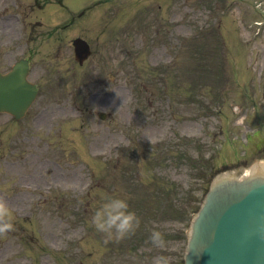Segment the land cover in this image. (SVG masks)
I'll list each match as a JSON object with an SVG mask.
<instances>
[{
  "label": "rangeland",
  "instance_id": "rangeland-1",
  "mask_svg": "<svg viewBox=\"0 0 264 264\" xmlns=\"http://www.w3.org/2000/svg\"><path fill=\"white\" fill-rule=\"evenodd\" d=\"M86 1L60 0L54 15L18 10L28 25L15 30L25 38L42 17L58 31L31 58L29 80L41 91L29 116L10 131L0 119V161H14L13 136L23 126L34 153L19 165L0 162V200L14 225L0 233V264H156L161 256L181 264L207 176L246 152L233 154L224 133L247 114L239 128L245 144L263 115L264 31L253 33L264 0H98L78 17L97 2ZM75 37L93 50L82 67L73 61ZM247 154V164L262 158L253 147ZM116 193L140 218L119 240L92 223ZM154 229L163 232V247L152 243Z\"/></svg>",
  "mask_w": 264,
  "mask_h": 264
},
{
  "label": "water",
  "instance_id": "water-1",
  "mask_svg": "<svg viewBox=\"0 0 264 264\" xmlns=\"http://www.w3.org/2000/svg\"><path fill=\"white\" fill-rule=\"evenodd\" d=\"M189 230L185 264H264V177L215 182Z\"/></svg>",
  "mask_w": 264,
  "mask_h": 264
},
{
  "label": "clouds",
  "instance_id": "clouds-1",
  "mask_svg": "<svg viewBox=\"0 0 264 264\" xmlns=\"http://www.w3.org/2000/svg\"><path fill=\"white\" fill-rule=\"evenodd\" d=\"M0 218L6 222L0 223V233L12 230V211L7 201L0 200ZM92 223L108 239H123L133 232L140 223L136 212L130 208L128 198L118 193L105 197L101 205L94 211ZM150 239L156 246L163 247L165 238L163 232L154 229ZM156 264H169L168 258L161 256L156 259Z\"/></svg>",
  "mask_w": 264,
  "mask_h": 264
}]
</instances>
